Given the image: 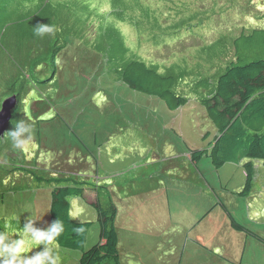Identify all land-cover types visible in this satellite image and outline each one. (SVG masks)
<instances>
[{
    "label": "trees",
    "instance_id": "trees-1",
    "mask_svg": "<svg viewBox=\"0 0 264 264\" xmlns=\"http://www.w3.org/2000/svg\"><path fill=\"white\" fill-rule=\"evenodd\" d=\"M227 12L243 14L247 21L239 18L225 26L221 20ZM39 25L54 27V34L34 35ZM77 50L88 69L163 97L170 109L194 92L215 133L206 146L190 148L188 157L195 163L209 157L215 169L246 158L238 193H250L253 160L264 161V0H211L209 5L204 0H0V55L21 65L36 85L50 82L61 94L65 79L78 73ZM158 55L166 62L158 61ZM25 85L34 86L29 80ZM101 88L96 94H102ZM44 93L38 96L47 107L53 97ZM31 123L40 140L38 122ZM0 166V202L7 190L20 188L14 174L51 183L50 224L56 219L65 224L59 246L79 249L78 264H120L114 206L100 196L91 202L99 240L83 247L90 221L71 217L69 198L82 196L87 180L68 175L63 160L55 172L56 166L27 165L23 151L13 149L5 136L0 138ZM229 216L235 229H246L264 243L263 235ZM8 222L16 229L24 226L21 219L0 215V227ZM80 224L86 231L76 237L73 228Z\"/></svg>",
    "mask_w": 264,
    "mask_h": 264
},
{
    "label": "rangeland",
    "instance_id": "rangeland-1",
    "mask_svg": "<svg viewBox=\"0 0 264 264\" xmlns=\"http://www.w3.org/2000/svg\"><path fill=\"white\" fill-rule=\"evenodd\" d=\"M239 18L247 21L243 14L229 12L220 20L227 26ZM157 59L166 62L161 55ZM83 78L65 82L70 90L56 115L49 107L40 114L42 119L54 116L39 122L44 131L41 145L23 149L27 165L56 166L55 172L61 155L70 168L68 175L87 180L85 198H69L71 217L90 221L83 247L99 239L90 201L100 196L114 206L120 264H264V243L246 229L235 230L229 216L264 236V161L253 160L252 191L241 195L246 158L215 169L209 157L197 163L188 157L190 148L206 146L215 133L194 92L170 109L163 97L134 90L122 81L102 80L105 99L96 108L92 94L85 95L78 87L88 84ZM74 84L77 90L71 88ZM37 107L42 109L43 104ZM27 149L33 152L26 153ZM82 162L86 168L78 166ZM14 176L20 188L6 191L0 215L23 222L39 219L38 227L49 225L51 183ZM96 185L99 188H91ZM35 247L30 245V250ZM58 248L61 264H77L79 249Z\"/></svg>",
    "mask_w": 264,
    "mask_h": 264
},
{
    "label": "clouds",
    "instance_id": "clouds-1",
    "mask_svg": "<svg viewBox=\"0 0 264 264\" xmlns=\"http://www.w3.org/2000/svg\"><path fill=\"white\" fill-rule=\"evenodd\" d=\"M46 34H54V27L39 25L34 28V35L43 37ZM74 56L78 58L77 62H74V70L78 73L70 74L68 78L65 79V82L69 79L72 80L76 76L82 78L86 77L89 81L88 84L78 85V87L82 89L85 95L89 93L92 94L96 108H100L102 104L101 98L103 97L105 99L100 82L106 80L115 81L119 84L120 81L113 76L105 78L103 73L98 74L95 69H88L87 66L84 65V61L79 58L78 50L77 54ZM0 61V138L7 136L11 147L15 150L23 151V149H26L29 144L32 146H36L37 144L41 145L44 131L39 122L50 120L54 116L42 119L40 118V114L49 107V113H54L56 115L57 106L62 104L65 92H68L70 89L62 86L60 94L55 87L50 85V82L43 86H40L39 84L36 85L33 79L29 78L28 73L21 65L18 63H11L7 59L3 60L2 55H0ZM10 74L12 75V79H6ZM20 79L23 80L21 81ZM27 80L32 81L34 86L25 85ZM99 88H101V95L96 94ZM43 91L50 94L53 97V100L50 101L51 104H49V106H43L42 109H39L37 104L41 103V100L38 94L43 93ZM15 119L16 122L13 123ZM35 121L38 122L41 136L40 140L36 139L35 126L31 123ZM1 123H3L2 126ZM28 151H31V153L33 152V150L27 149L26 153ZM59 158L61 164L63 157L59 155ZM65 159H67V157H65ZM78 166L80 168L87 167L83 162L79 163ZM29 180L32 181V183H35L34 179L30 178ZM87 189H84L83 195L80 196L81 198H85L84 193ZM95 198L96 196L90 201V203L93 202ZM38 220L39 219L27 218L26 222L24 221V226L20 229L14 228L11 222L0 227L2 228V230H0V264H61V258L59 256L60 248L58 247L59 238L65 232L64 222L60 219H56L46 227H38ZM19 231L21 234H18ZM85 231L86 228L83 224L73 228L76 237H81ZM252 237L255 240L257 239L254 236ZM257 241H259V239H257ZM30 245H35V248L42 246V248L40 251L28 255L29 252L35 249L32 248L30 250Z\"/></svg>",
    "mask_w": 264,
    "mask_h": 264
},
{
    "label": "crops",
    "instance_id": "crops-1",
    "mask_svg": "<svg viewBox=\"0 0 264 264\" xmlns=\"http://www.w3.org/2000/svg\"><path fill=\"white\" fill-rule=\"evenodd\" d=\"M255 216H256V215H255ZM234 229H235V228H234ZM252 229H253V228H252ZM235 230H239V229H235ZM254 230H255V229H254ZM240 231H241V230H240ZM256 231H258V230H256ZM247 234L250 235L248 232H247ZM250 236H251V235H250ZM256 240H257V239H256Z\"/></svg>",
    "mask_w": 264,
    "mask_h": 264
},
{
    "label": "water",
    "instance_id": "water-1",
    "mask_svg": "<svg viewBox=\"0 0 264 264\" xmlns=\"http://www.w3.org/2000/svg\"><path fill=\"white\" fill-rule=\"evenodd\" d=\"M3 125V123H1V126Z\"/></svg>",
    "mask_w": 264,
    "mask_h": 264
}]
</instances>
